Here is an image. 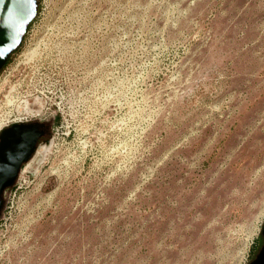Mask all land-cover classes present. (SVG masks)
I'll use <instances>...</instances> for the list:
<instances>
[{"label": "rangeland", "instance_id": "374dc122", "mask_svg": "<svg viewBox=\"0 0 264 264\" xmlns=\"http://www.w3.org/2000/svg\"><path fill=\"white\" fill-rule=\"evenodd\" d=\"M39 2L0 72V127L52 130L6 193L0 264H249L264 0Z\"/></svg>", "mask_w": 264, "mask_h": 264}, {"label": "water", "instance_id": "95a60500", "mask_svg": "<svg viewBox=\"0 0 264 264\" xmlns=\"http://www.w3.org/2000/svg\"><path fill=\"white\" fill-rule=\"evenodd\" d=\"M39 0H0V72L24 41L37 16ZM52 125L48 122H14L0 130V219L6 205V193L17 183L20 173L47 143ZM262 244L249 264H264V223Z\"/></svg>", "mask_w": 264, "mask_h": 264}, {"label": "built area", "instance_id": "2783aa9c", "mask_svg": "<svg viewBox=\"0 0 264 264\" xmlns=\"http://www.w3.org/2000/svg\"><path fill=\"white\" fill-rule=\"evenodd\" d=\"M17 120V121H16ZM16 120H14V122H26V121H29L28 119H27V117H19V118H17ZM8 126V125H7ZM6 127V126H5ZM4 128V127H3ZM2 128L0 127V130H1Z\"/></svg>", "mask_w": 264, "mask_h": 264}, {"label": "bare ground", "instance_id": "6f19581e", "mask_svg": "<svg viewBox=\"0 0 264 264\" xmlns=\"http://www.w3.org/2000/svg\"><path fill=\"white\" fill-rule=\"evenodd\" d=\"M4 126H1V128H3Z\"/></svg>", "mask_w": 264, "mask_h": 264}]
</instances>
